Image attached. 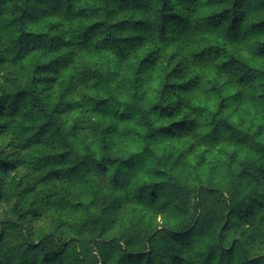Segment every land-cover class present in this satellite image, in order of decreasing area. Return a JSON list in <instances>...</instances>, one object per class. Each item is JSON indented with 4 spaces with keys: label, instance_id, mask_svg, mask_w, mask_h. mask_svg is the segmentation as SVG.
<instances>
[{
    "label": "clouds",
    "instance_id": "9594fccd",
    "mask_svg": "<svg viewBox=\"0 0 264 264\" xmlns=\"http://www.w3.org/2000/svg\"><path fill=\"white\" fill-rule=\"evenodd\" d=\"M0 264H264V0H0Z\"/></svg>",
    "mask_w": 264,
    "mask_h": 264
}]
</instances>
